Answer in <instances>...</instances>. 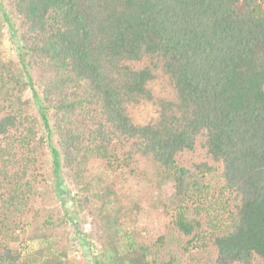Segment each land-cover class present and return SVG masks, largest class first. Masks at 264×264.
I'll list each match as a JSON object with an SVG mask.
<instances>
[{
    "label": "trees",
    "instance_id": "1",
    "mask_svg": "<svg viewBox=\"0 0 264 264\" xmlns=\"http://www.w3.org/2000/svg\"><path fill=\"white\" fill-rule=\"evenodd\" d=\"M0 10V45L5 24L18 41L14 56L0 49V264L28 263L12 243L30 225L28 239L48 236L53 212L33 202L65 189L95 264H264V0ZM138 157L158 188L172 181L170 202L132 204ZM144 200L169 217L163 234L136 223ZM39 253L35 264H78Z\"/></svg>",
    "mask_w": 264,
    "mask_h": 264
},
{
    "label": "rangeland",
    "instance_id": "2",
    "mask_svg": "<svg viewBox=\"0 0 264 264\" xmlns=\"http://www.w3.org/2000/svg\"><path fill=\"white\" fill-rule=\"evenodd\" d=\"M1 16L2 12L0 10ZM3 32L4 36L0 45L1 51L7 57L16 55L18 41L13 36L8 24H5ZM38 88V84H36V89ZM25 97L32 99V91L30 89L25 93ZM48 157L51 159V154ZM132 168L134 171L130 181L131 189L129 192L132 204L138 203L141 197H161L167 202L173 199L174 187L172 181H165L161 184V188H158L156 184V168L150 161L143 157H138L133 162ZM48 181L49 183L53 182L52 179ZM66 183V179L62 181V184L66 185ZM150 191L153 192L152 196L148 193ZM74 193V191L69 192L65 189L62 198L54 197L53 200L44 202L42 197H37V200L33 202L34 209H42V205H45L47 207L46 211L51 210L53 212V218H51V229H48L47 232L49 234L46 238L28 239V236L33 233V227L30 225L26 227L28 232L21 233L19 240L12 243L15 249L22 252L23 259L27 260V264H35L33 259L40 257L41 253H39V250H42V254H47L50 251L60 253L64 250L68 258L71 260L76 259L78 264H95L92 257L96 251V246L90 245L88 238H86L87 229L84 228L83 215L78 212L75 202L72 201ZM156 206L157 208L151 206L147 200L142 201L141 209L137 213L136 223L144 232L163 234L169 217L165 216L161 205ZM66 210L69 217L65 215ZM43 219H47V216H44ZM128 225H130L129 221ZM80 227H83V230L78 232Z\"/></svg>",
    "mask_w": 264,
    "mask_h": 264
}]
</instances>
